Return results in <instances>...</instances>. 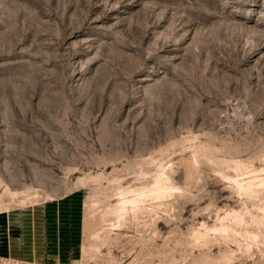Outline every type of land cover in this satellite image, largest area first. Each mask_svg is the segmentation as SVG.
<instances>
[{
  "label": "rangeland",
  "instance_id": "obj_1",
  "mask_svg": "<svg viewBox=\"0 0 264 264\" xmlns=\"http://www.w3.org/2000/svg\"><path fill=\"white\" fill-rule=\"evenodd\" d=\"M73 194L64 264H264V0H0V216Z\"/></svg>",
  "mask_w": 264,
  "mask_h": 264
},
{
  "label": "crops",
  "instance_id": "obj_2",
  "mask_svg": "<svg viewBox=\"0 0 264 264\" xmlns=\"http://www.w3.org/2000/svg\"><path fill=\"white\" fill-rule=\"evenodd\" d=\"M79 194L41 206L34 215L0 216V255L39 264L74 261L80 242Z\"/></svg>",
  "mask_w": 264,
  "mask_h": 264
},
{
  "label": "bare ground",
  "instance_id": "obj_3",
  "mask_svg": "<svg viewBox=\"0 0 264 264\" xmlns=\"http://www.w3.org/2000/svg\"><path fill=\"white\" fill-rule=\"evenodd\" d=\"M252 186V184L249 182V183H247V188H252L251 187ZM245 188V187H244ZM248 191H249V189H247ZM126 202H133L134 203V201L133 200H131V201H125V203Z\"/></svg>",
  "mask_w": 264,
  "mask_h": 264
}]
</instances>
